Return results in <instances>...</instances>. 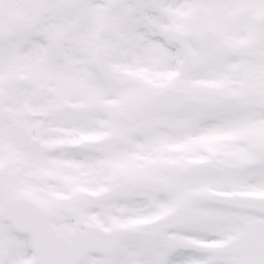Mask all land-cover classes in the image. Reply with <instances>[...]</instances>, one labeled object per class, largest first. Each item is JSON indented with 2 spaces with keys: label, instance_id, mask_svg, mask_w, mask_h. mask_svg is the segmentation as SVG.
Here are the masks:
<instances>
[{
  "label": "snow or ice",
  "instance_id": "1",
  "mask_svg": "<svg viewBox=\"0 0 264 264\" xmlns=\"http://www.w3.org/2000/svg\"><path fill=\"white\" fill-rule=\"evenodd\" d=\"M0 264H264V0H0Z\"/></svg>",
  "mask_w": 264,
  "mask_h": 264
}]
</instances>
